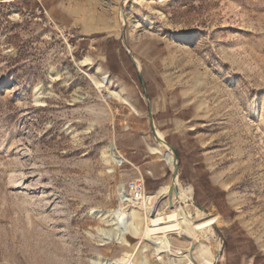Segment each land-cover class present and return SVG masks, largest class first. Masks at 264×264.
<instances>
[{
    "label": "rangeland",
    "instance_id": "obj_1",
    "mask_svg": "<svg viewBox=\"0 0 264 264\" xmlns=\"http://www.w3.org/2000/svg\"><path fill=\"white\" fill-rule=\"evenodd\" d=\"M137 177L146 234L106 241L90 209ZM171 184L217 264H264V0H0V264H162L190 244Z\"/></svg>",
    "mask_w": 264,
    "mask_h": 264
},
{
    "label": "bare ground",
    "instance_id": "obj_2",
    "mask_svg": "<svg viewBox=\"0 0 264 264\" xmlns=\"http://www.w3.org/2000/svg\"><path fill=\"white\" fill-rule=\"evenodd\" d=\"M88 59V58H87ZM87 59H84L83 62H86ZM92 83L99 87L101 83L108 82L107 75H101L99 78L94 75H88ZM156 129V127H155ZM157 138H158V149L159 150H166L169 148L167 144L162 142V138H164L163 133L156 129ZM172 152V150L169 148ZM113 153L112 149L110 150ZM173 153V152H172ZM171 170L175 164L174 154L173 158H169ZM172 177V175H171ZM173 179V177H172ZM177 180V177L173 179V182ZM178 190V194L182 196V200L187 202L185 203L184 207H180L181 210V221L183 222L185 229L181 231L184 237L190 240L189 247L182 250L181 252H174L164 248H154L155 259L157 262L162 264H177L179 262H184L187 264H215L216 261L219 260L220 256L217 241L208 235L209 226L211 224L212 228L214 225L211 216L200 206H197L194 201L190 198V191L183 192L180 188L173 189V184L169 185L167 192L168 197L171 198L175 195V192ZM175 191V192H174ZM129 192V191H128ZM143 192L140 196L135 197L133 192H129V194H125V202H128V205L125 209L120 211L117 210H110L103 212L100 209H90L91 214L111 221L113 227L109 230H99V234L105 239L106 241L116 242L119 244H127L131 238L141 239L146 234V225H147V214L148 209L145 202V196ZM194 207L199 208L205 216L209 217L210 223L206 217H204L203 213L199 210H196ZM143 215V219L141 218ZM108 218V219H107ZM105 220V221H106ZM191 228H198L201 232V235L205 240H207L210 244L209 246H204L201 242L195 241L194 238L190 236L189 229ZM196 244L201 246L198 255L193 253V249ZM158 255V256H156ZM144 261V260H143ZM141 260L139 264H144ZM99 264H127L126 262L116 260V259H108V258H101L98 261Z\"/></svg>",
    "mask_w": 264,
    "mask_h": 264
},
{
    "label": "built area",
    "instance_id": "obj_3",
    "mask_svg": "<svg viewBox=\"0 0 264 264\" xmlns=\"http://www.w3.org/2000/svg\"><path fill=\"white\" fill-rule=\"evenodd\" d=\"M128 189L133 192L135 197L145 192L144 181L142 177H137L128 183Z\"/></svg>",
    "mask_w": 264,
    "mask_h": 264
},
{
    "label": "water",
    "instance_id": "obj_4",
    "mask_svg": "<svg viewBox=\"0 0 264 264\" xmlns=\"http://www.w3.org/2000/svg\"><path fill=\"white\" fill-rule=\"evenodd\" d=\"M130 58H131L132 62L135 63V60H134V58L131 56V54H130ZM151 128H152V131H153L154 136L157 137V134H156V132H155V130H154L153 122H152V124H151ZM161 141L164 142L165 144H167V146L172 150V152H173V154H174L175 164H174L173 169H172V172H171V175H172V177H173V179H174L175 177H177V170H178V167H177V161H176V160H177V152H176V150L174 149L173 146L169 145V144L164 140V138H162ZM195 204H196V203H195ZM196 205H197V204H196ZM197 206H198V205H197ZM219 255H220V252H219ZM215 264H217V261L215 262Z\"/></svg>",
    "mask_w": 264,
    "mask_h": 264
}]
</instances>
